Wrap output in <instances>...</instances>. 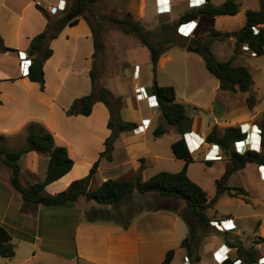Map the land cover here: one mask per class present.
<instances>
[{"label": "crops", "instance_id": "0c3cea01", "mask_svg": "<svg viewBox=\"0 0 264 264\" xmlns=\"http://www.w3.org/2000/svg\"><path fill=\"white\" fill-rule=\"evenodd\" d=\"M59 1L62 0H0V37L4 47L8 49L0 50V149L12 151L23 147L26 143L29 127L32 124L41 126L50 132L54 137V144L56 146H64L74 162L69 173L45 187V192L51 195L65 190L71 182L81 178L90 170L92 164L99 158V154L104 151V141L111 133L107 128L110 118L109 110L100 102H96L93 105L89 116H70L66 114V110L74 100L89 95L92 90L90 71L94 66V58L92 56L94 41L92 27L85 18H79L77 24L74 26L67 25L63 27L55 39L47 42L46 45L52 50V55L43 64V91L40 90L37 83L30 82L27 76H23L20 70L19 53L28 55L30 40L45 32L48 29V24L54 18L55 20L59 19L58 15L63 13L55 9ZM63 1H65L67 6L68 0ZM209 1L213 5L218 6L226 0ZM261 1L264 0H236L239 4V12L233 17L219 16L208 18L199 16L193 19L196 27L189 38L182 37L177 33V30L175 32L178 36L188 39L195 47L198 44L197 48L199 49L208 40L210 30L228 33L230 37L224 41H214L211 43V52L214 58L219 62L228 61L234 56V36L235 32L239 31L245 23V11L259 9ZM188 2L189 0H169L170 13L165 15H158L156 13V0H115V5L119 12H129L134 20L140 23H143L146 11L150 6L156 16H165L170 19L169 22L178 25L181 21L177 22V19L171 20L170 15L173 12L178 16L181 14L185 16L188 13L197 12L205 5L190 8ZM37 6L45 10V14ZM182 17L180 18L182 19ZM111 37V48L114 51L118 49V45L127 48L144 47L136 39L131 40V38L129 39L126 36L119 38L117 34ZM103 45V51L105 52L107 44ZM178 46L182 47L181 45ZM170 48L160 56L156 69L174 60ZM182 49L186 58L182 61V70L178 78L175 77L176 75L173 71V76L168 78V83L158 84L157 86H172L174 88L176 102L186 108L187 115L192 119V131L190 133L197 135L203 140V145L200 149L202 150V162L207 167H211L214 161H209L211 165L208 166L206 164L208 161L205 160L211 148V145L205 142V138L209 132L214 127L222 133L225 128L230 126H237L241 130H243L244 126H249L252 133L256 135L261 129L264 105L261 106L260 99L259 104L249 110L246 104V93L221 90L218 80L207 71L202 57L195 52L188 51L187 48L182 47ZM243 49L240 54L233 58L232 65L245 66L249 70L250 68L245 63V60L247 58L256 59L259 57H252L247 49ZM145 51L148 55L147 60L151 63L148 49L146 48ZM221 52L226 53L227 59L224 60L218 57L219 54L221 55ZM260 57L264 58V55ZM105 59L102 62L104 63L102 64V68L106 66L107 60ZM109 62L114 72L110 70L108 75L105 69H103L104 73L101 72V63L98 62V83L109 75L115 74L117 65H120V68H122L126 64L125 60H117L116 54L115 58ZM136 65L139 66L138 63ZM254 68L258 72L262 69L260 65L256 64ZM135 71H138V69L136 68ZM134 72L132 78L136 81L140 80L139 71L137 77L134 76ZM176 82L182 86L181 97L177 94ZM99 85L102 86L101 84ZM153 87L151 85L134 83L132 102L130 100L124 101L122 95L116 96V98H121L123 104L119 111V118L125 122L136 123L137 129L118 135L113 142V149L110 153L111 160H108L106 157L99 159V166L94 175L95 178L102 176L98 186L108 179H125L124 177L128 173H136L137 175L140 172L142 180L145 181L156 173L162 171L178 172L183 168L184 161L176 159L174 155L173 158L169 155H163L156 150L154 145L156 140L152 142L153 140L145 138L149 130L153 135V130L157 126L165 125L164 119L154 127L150 125L149 129H145L144 132L138 130V127L142 126L143 123L148 125L151 123V116L148 113L143 114L142 109L150 110L152 116L157 115L155 111L157 108L149 107L144 95V93L146 96L153 95ZM138 88H142L144 91L141 99L136 98ZM252 92L254 93V90ZM190 110L192 115L188 114ZM205 116H208L209 123H206ZM160 117L163 118L162 115ZM170 131L175 130L167 127V132L163 136ZM244 133L247 134V140L250 139V129L244 130ZM256 137L258 136L256 135ZM261 137V142L257 143L259 145L257 151L259 152L264 149V136L261 135ZM177 139L178 134L175 135L172 143ZM14 147L15 149H13ZM195 153H192L195 161L188 165L187 175L203 189L202 185L190 175L191 167L198 160ZM221 154L224 156L223 153ZM24 158L26 160L23 166L21 163ZM174 158L179 162H173ZM216 161L228 162L226 175H224V179H227L228 182V176L231 177L235 173L229 174L231 168L229 157L224 156L221 160L217 159ZM47 164L48 157L45 155L36 152L22 155L19 160L20 179L23 176L30 179L31 174L39 170V181H42L46 174ZM166 164L173 166L172 169H167L168 165ZM249 165L253 166L252 174L258 178L257 189H260L264 181L259 179L257 170L258 167H261L260 170L263 172V166L248 164L244 169L236 172L245 171ZM39 166L42 167L41 171ZM136 175L133 176L135 177ZM10 177V171L0 161V180L9 192L12 189ZM216 181L222 180L217 179L215 183ZM28 185L26 181L22 183L23 187ZM230 187L235 186L231 185ZM216 191L211 194L205 192L208 200L214 197ZM245 191L247 192L246 196L239 195L236 197L223 193L210 209L217 208L220 210L222 207L231 206V211H228L229 213H225V215H221L215 210V214L220 216L216 218L208 217L213 221H219V218L220 221L231 219V224L233 225L236 224L237 220L240 222L245 216L238 213L235 208L236 206L232 202H240L245 205L252 204L249 190L246 189ZM18 195L19 198L16 196L18 201L17 212L19 219L22 220L19 224L20 227L16 230L22 235V237L17 239L18 243H22V263L161 264L169 250L175 251L170 264H173L176 259H179L183 263L187 257L186 252L180 248V243L184 238L191 235L190 228L192 224L189 222L191 217H188L187 214L190 212V216L192 215L193 217L194 212L181 199L164 197L157 193L141 194L142 201H140L141 204L139 206L142 209L134 212L127 209L128 207L133 209V206H136V200L129 198L133 195L132 193L124 200L126 201L127 210L120 213L125 218L114 220L105 217V219H96L92 222L86 221L85 214L90 210L100 211L101 213L99 214H102L105 211H102V208L98 207L104 205H98L92 201L86 202L84 205L86 210H80L76 218L77 223L72 238L74 253L71 256H67L60 253L56 247L49 245L47 247H37L35 241L41 240L37 236V233L42 222L46 229L48 225H52L54 216L59 211H63L68 207H72L74 210L77 209L76 205L80 199L74 203L49 209L42 206L24 204L20 194ZM245 199L248 202H245ZM259 202L260 199H256V203ZM111 206L113 205H108V207ZM232 209L236 210L235 213ZM29 220L35 222V226L37 227L34 236L31 235L27 227ZM65 222L63 221V224ZM0 224L6 227V223L3 221H0ZM235 226L236 228L231 232H221L220 234L222 235L217 233L220 235L219 243L214 245L211 242L209 248H206L205 255L210 264H217L214 258L217 256L216 251L218 248L222 245L230 246L223 239V236L241 237L238 225L236 224ZM254 230L255 232L258 231V235L255 238H264V223L262 226L261 221H259ZM11 243L14 247L16 246L13 243L12 237ZM257 245L259 244L253 242L255 249H257ZM256 251L258 252V249ZM229 256L232 261L237 258L235 248L232 249ZM199 258L200 260L196 264L203 263L204 259L200 255Z\"/></svg>", "mask_w": 264, "mask_h": 264}, {"label": "trees", "instance_id": "16d2710c", "mask_svg": "<svg viewBox=\"0 0 264 264\" xmlns=\"http://www.w3.org/2000/svg\"><path fill=\"white\" fill-rule=\"evenodd\" d=\"M96 0H75L68 11L55 22L48 24V29L30 40L28 56L31 58V65L28 69V80L37 83L40 90H44V72L43 64L52 55V50L46 45L49 40L55 39L61 29L67 25L74 26L79 18H84L86 10L94 4ZM37 8L45 14L40 6ZM239 12V4L236 0H226L223 4L215 6L209 0H206L202 9L197 12L188 13L182 17L180 23L189 22L199 16L213 18L219 16L233 17ZM245 23L239 31L235 32V41L233 52L234 56L228 61H217L211 52V43L214 41H224L230 35L215 30H210L208 40L199 49L190 48L180 43L172 37L176 34V24L170 26L167 36L159 43H152L151 33L146 30L139 22L135 21L129 12H126L123 18L108 16L105 19L118 25L125 33H131L137 37L141 44L146 47L150 53V61L153 71L156 70L160 56L171 46L181 45L188 51L199 54L205 64L207 71L214 76L221 90L230 92H242L247 94L246 104L249 110L253 109L257 100L252 92V78L249 70L245 66H234L232 60L240 54L243 47L248 51L255 53V56L264 55V1H261L260 8L257 10L245 11ZM255 29L257 33H254ZM93 58L94 66L90 71V80L92 90L87 96H83L73 101L66 110L67 115L89 116L93 105L100 102L109 110L110 118L107 128L111 131L110 135L104 141V151L99 154V158L92 164L88 175L75 180L69 186L56 194H47L45 187L56 182L72 169L74 162L70 158L67 149L64 146L54 144L53 135L43 127L32 124L29 127L25 145L16 151L0 149V161L10 171V184L12 188L20 194L24 204L42 206L44 208H58L68 203H74L79 198L87 202H95L98 205H117L124 201L130 194L137 191L140 194L157 193L164 197H173L183 200L186 205L194 212L196 221L204 227H209L213 221L208 217L206 211L212 208L218 201V198L227 193L229 196H246L247 192L242 188L230 187L227 185V179L216 181L217 191L214 197L208 200L205 191L187 175L188 165L195 161L194 156L189 152L183 136L192 131V119L187 115L186 108L176 102L175 91L172 86L153 87L152 92L156 96L158 107L165 125H159L153 130L154 138H160L167 132V127H171L178 134V139L171 144V151L174 157L184 161L183 168L178 172L162 171L143 181L140 172L131 179H108L95 189H91L92 178L97 172L99 159L106 157L111 160L110 153L113 149V142L120 133L131 132L137 129L134 122H125L119 118L121 101L115 98L105 87L99 85V68L97 58L103 51V43L99 40L97 34L93 35ZM0 50H8L4 47L0 37ZM244 50V49H243ZM1 81V80H0ZM116 107V113L114 108ZM116 114V115H114ZM261 135L264 136V114L261 122ZM246 139V134L242 133L237 126H230L221 133L214 127L205 138L208 144L218 145L224 156L229 157L231 168L229 174L244 169L248 164H255L264 167V149L260 152L247 150L243 154L234 151V143ZM30 152H36L48 157V164L45 178L42 182L22 186L20 180V166L18 164L22 155ZM223 156V157H224ZM209 166L211 162H206ZM245 202L248 200L245 199ZM100 211L90 210L85 214L88 222L96 219H105ZM93 214L95 216H93ZM102 216V217H101ZM195 235L192 234L182 240L180 248L186 252L189 258L194 262H199L198 256L193 257ZM227 243L237 249V258L242 261L241 264L257 263V251L252 246L244 249L238 242ZM255 244L264 243V238L257 237ZM174 250H169L161 264H170L174 257ZM15 255L14 245L11 243V236L8 229L0 224V257L11 259ZM222 264H233L230 259Z\"/></svg>", "mask_w": 264, "mask_h": 264}, {"label": "rangeland", "instance_id": "374dc122", "mask_svg": "<svg viewBox=\"0 0 264 264\" xmlns=\"http://www.w3.org/2000/svg\"><path fill=\"white\" fill-rule=\"evenodd\" d=\"M75 0H68L66 10L59 14L58 17L61 18L71 7ZM153 6V5H152ZM126 12H119L117 10V7L115 5V0H96L94 4L89 6V8L84 13V18L90 23L93 31V35L97 34L99 40L103 44H107V50L104 52L102 51L97 58V62L101 63V72L104 73L107 72V75L109 74L110 70H112L110 60L116 58L117 60H125L126 64L120 68V65H117V69L115 70V74H111L108 77H106L103 81H100L99 84H101L103 87L110 90L112 95L116 98V96H123L124 101H133V84H146L154 86V83L163 84L168 83V78L173 76V71L175 72V77L178 78V75L180 71L182 70L183 60L185 57L184 51L182 47H179L178 45H173L170 48V52L173 54V61L166 63L163 67L156 69L153 71L151 63L147 60L148 55L145 51L146 48L139 47V48H127L123 47L122 45H118L117 50H113L111 48L110 43V37L112 35H116L120 38L121 36L129 37V39H136L138 42L140 40L135 37L131 33H125L122 31L118 25L106 20L105 18L108 16H114L117 18H123L124 14ZM183 14L177 15L173 12V14L170 15L171 20H176L179 22L181 20L180 17H182ZM134 19V18H133ZM169 18H166L165 16H156L154 13V10L152 7L149 6V8L146 11V17L142 21L143 23H140L146 30H148L150 35V40L152 43H159L163 40V37L167 36L170 31V26L174 23L169 22ZM52 22H55V18L52 20ZM185 31H189L190 27L184 28ZM172 37L179 41L180 43L184 44L186 47L195 48L193 44H191L188 39H184L177 34L173 33ZM112 38V37H111ZM141 43V42H140ZM217 51V50H216ZM248 52V51H247ZM199 55V54H198ZM218 57L220 59H227L226 53L224 54L221 52V55L219 54ZM104 58H106V66L102 68V62H104ZM139 64L136 65V64ZM245 63L249 66L250 75L253 81L252 90H254V96L257 100V104H259L261 99V106L264 105V58H247L245 60ZM98 64V63H97ZM260 65L262 67L261 71L258 72L255 70L254 65ZM118 68H120L118 70ZM138 69L140 73V80L136 81L132 78L133 72L135 69ZM103 70V71H102ZM114 72V70H112ZM102 75V74H101ZM147 87V86H146ZM176 91L179 97H181L182 93V86L181 84L176 82L175 84ZM149 90V88H148ZM121 101V98H119ZM122 103V101H121ZM123 104H121L122 106ZM157 112L156 116H152L150 110L142 109L143 114H147L151 116V123H149L148 127H154L156 124L158 125L160 121L163 120L161 118V114L159 113L158 109H155ZM114 112L116 113V107L114 108ZM160 114V115H159ZM188 114L192 115L191 110L188 111ZM116 115V114H114ZM206 123H209L208 116H205ZM147 127V129H149ZM250 129V139L247 140L246 143H243L240 146V150L244 151L245 149H259V145L257 144V137L255 133H252L251 128L249 126H244L243 130ZM176 135V131H170L165 136H162L160 138H154L153 135L150 133V130L146 134L145 138L153 140L152 142H155L156 150L162 153L163 155H169L172 156L173 154L170 148V144L172 143L174 137ZM195 140V145L198 143L195 135L189 136L190 140ZM16 147V146H15ZM15 147L13 149H15ZM22 148V147H21ZM19 150L20 148H16ZM11 151V150H10ZM16 151V150H12ZM202 150L199 152H196L195 155L198 158L196 163L191 167V173L190 175L196 179L203 187L204 191L206 193H213L216 191L217 186L215 183V180H223L225 178L224 175H226L228 162L227 161H214L212 163L211 167H207L203 162L201 158ZM209 156H213V153H211ZM26 158L23 159L22 165H25ZM173 162H179L175 158L173 159ZM19 164V162H18ZM140 165V163H138ZM168 165V164H166ZM167 169H172L173 166H167ZM252 165H249L245 171L235 172L231 177L228 176V185H232L235 187H241L245 190L248 189L249 195L252 200V204L245 205L240 202H232L233 205H235L238 213L241 215H244L239 222L236 221V224L238 225V231L239 234H241V237H228L223 236V239L225 241L240 243L244 249L250 248L253 246V242L256 241L255 236L258 235V231L255 232V227L257 226L258 222L261 221L262 226L264 223V184L260 186V189H257V179L254 174H252ZM39 169L41 171L42 167L39 166ZM261 167H258V175L259 179L261 181H264V171L262 172ZM89 171L82 176L81 178L88 175ZM107 174V172H106ZM46 175V174H45ZM112 175V174H110ZM133 175H136V173H128L124 178L130 179L134 177ZM226 176V177H227ZM230 177V179H229ZM45 178V177H44ZM78 178V179H81ZM76 179V180H78ZM102 176H97L96 178L93 177L91 181V189H95L98 187L99 182L101 181ZM22 183L26 181V184L30 183H36V182H42L40 180L39 170L33 174H31V178H27L25 176L20 179ZM16 196L19 195L18 193L12 188L9 192L8 189L3 185V182L0 180V221H3L6 223V227L10 233V236L13 238V243L16 244L15 248V256L11 259H3L0 257V264H27L22 263V243H18L17 239L22 237V235L16 230L20 227V222L22 219H19V214L17 212V198ZM130 199L134 198L136 200L135 204L136 206H133V209L130 207L127 208L126 201L121 202L119 205H113L111 207H108V205H104L98 208H102V216L107 217L108 219H122L125 218V216L121 215L120 213L128 210L132 211H140L142 207L139 205L141 204L140 201H142L141 194L137 191L133 192V195L129 197ZM137 198V199H136ZM76 207L77 209H73L72 207H68L67 209L63 211H59L54 216V222L52 225H48L45 229L44 223L42 222L40 229H38L37 236L40 237V241H35V244L37 247H47V245L56 247L57 250L60 253H63L64 255L71 256L74 253V246H73V233L76 225V218L78 216V212L80 210H86L84 205L87 201H84L83 198H79ZM256 199H260L259 203H256ZM129 200V199H128ZM232 205V206H233ZM97 207V206H96ZM231 206H225L222 207L220 210L217 208L214 209H208L206 211L207 215L211 218H216L220 215L215 214L220 213L221 215H225V213H229L228 211H231ZM127 208V209H126ZM135 209V210H134ZM216 210V212H215ZM232 211L235 213V209H232ZM130 212V211H129ZM65 215V216H64ZM93 216H95L93 214ZM101 216V217H102ZM188 217H191L190 219V232L191 235L194 234L196 239L194 242V252L193 257L199 255L204 259L203 263L201 264H210L205 255L206 248L210 246V243L213 242L214 245H217L219 243L218 240H220V234L221 232L217 231L212 226L204 227L202 224L198 223L195 219V217L192 215L190 216L187 214ZM220 220V218L218 219ZM63 221H66L63 224ZM235 224V225H236ZM28 230L30 231L31 235L34 236L36 234L37 227L35 226V222L28 221L27 222ZM219 233V234H217ZM217 239V240H216ZM259 252H257V263L255 264H261L259 262ZM184 263V262H183ZM179 259H176L173 264H183ZM187 264H196V262L193 261V259L189 258V262ZM218 264V263H217Z\"/></svg>", "mask_w": 264, "mask_h": 264}, {"label": "built area", "instance_id": "2783aa9c", "mask_svg": "<svg viewBox=\"0 0 264 264\" xmlns=\"http://www.w3.org/2000/svg\"><path fill=\"white\" fill-rule=\"evenodd\" d=\"M157 3H156V13L158 15H165V14H169L170 13V5H169V0H167V3L164 4V3H161V0H156ZM202 1V2H201ZM189 0L188 2V6L190 8H197V7H200L202 5H204L206 3L205 0ZM61 3L62 1H59V3L55 6V9L57 11H61V12H64L66 10V3L65 1H63V7L61 6ZM190 24H194L195 25V22L192 20V21H189V22H185V23H179L177 25V33L179 35H181L182 37L184 38H189L190 37V34H192V32H194V29L196 27H193L191 28L189 31H185L184 28L190 26ZM181 29H183V31H181ZM254 33H257V30L255 29ZM245 49H247V47H243ZM248 50V49H247ZM250 52V55L253 57L255 56V53L252 52V51H249ZM19 61H20V70L22 71V75L23 76H27L28 74V69L31 65V58L27 55V54H22V53H19ZM134 76H138V71H135L134 72ZM142 91V92H141ZM144 91L142 90V88H138L137 91H136V98L137 99H141L142 97V93ZM145 95V100L147 102V105L151 108H157L158 107V103H157V99H156V96L153 94V95H150V96H146V94L144 93ZM148 127V124L146 123H143L142 126L138 127V130L139 131H142L144 132L145 129H147ZM241 130V129H240ZM242 133H244V130H241ZM246 134V133H245ZM190 135H195L193 133H187L184 135V137L186 138L185 139V143H186V146L189 150V152L192 154L193 152H198L200 151L202 145H203V140L200 139L197 135H195L198 143L195 145V140H188L189 139V136ZM256 135L258 136L257 137V141L260 143L261 140H262V137H261V129L259 130V132L256 133ZM247 142V134H246V139L243 140V141H240V142H236L234 143V151L238 154H243L246 149L244 151L240 150V146L241 144L243 143H246ZM211 145V148L209 150V155L211 153H213V156H209L207 155L205 157V160L206 161H215V160H221L222 159V151L220 149V147L218 145H214V144H210ZM248 150H252V151H257L256 149H248ZM259 152V151H257ZM232 220L231 219H224L222 221H211L210 222V226H212L213 228H215L217 231L219 232H222V233H228V232H231L233 231L236 226L231 224ZM233 247L231 246H226V245H222L220 248L217 249V256H215L214 260L218 263V264H222L225 260L227 259H230V256H229V253L232 251ZM236 249V248H235ZM257 249H258V252L260 254L259 256V262L261 264H264V244H259L257 245ZM256 249V250H257ZM237 251V249H236ZM189 262V259L188 257H186L184 259V263H188ZM242 261L239 260V259H235L233 260V264H241Z\"/></svg>", "mask_w": 264, "mask_h": 264}, {"label": "snow or ice", "instance_id": "6c2138e0", "mask_svg": "<svg viewBox=\"0 0 264 264\" xmlns=\"http://www.w3.org/2000/svg\"><path fill=\"white\" fill-rule=\"evenodd\" d=\"M161 3H164L166 4L167 3V0H161ZM61 6L63 7V0H62V3H61ZM190 27H195V25H190ZM181 31H183V29H181Z\"/></svg>", "mask_w": 264, "mask_h": 264}, {"label": "water", "instance_id": "95a60500", "mask_svg": "<svg viewBox=\"0 0 264 264\" xmlns=\"http://www.w3.org/2000/svg\"><path fill=\"white\" fill-rule=\"evenodd\" d=\"M196 46L198 47V44H196ZM154 88L156 89L157 88V84L154 83ZM183 139L185 140L186 138L183 136Z\"/></svg>", "mask_w": 264, "mask_h": 264}, {"label": "bare ground", "instance_id": "6f19581e", "mask_svg": "<svg viewBox=\"0 0 264 264\" xmlns=\"http://www.w3.org/2000/svg\"><path fill=\"white\" fill-rule=\"evenodd\" d=\"M252 148V147H251Z\"/></svg>", "mask_w": 264, "mask_h": 264}]
</instances>
